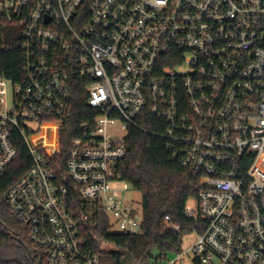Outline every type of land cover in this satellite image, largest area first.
Masks as SVG:
<instances>
[{
    "label": "built area",
    "instance_id": "2783aa9c",
    "mask_svg": "<svg viewBox=\"0 0 264 264\" xmlns=\"http://www.w3.org/2000/svg\"><path fill=\"white\" fill-rule=\"evenodd\" d=\"M10 26L21 32L23 82L9 81L11 105L0 89V177L17 159V131L32 166L6 201L46 264H101L53 167L78 83L94 117L72 142L67 175L84 201L121 234L141 232L116 168L129 128L147 133L141 122L154 121L199 179L197 208L185 207L198 263L264 264V0H0V37ZM44 126L58 128L53 147L32 142Z\"/></svg>",
    "mask_w": 264,
    "mask_h": 264
},
{
    "label": "trees",
    "instance_id": "16d2710c",
    "mask_svg": "<svg viewBox=\"0 0 264 264\" xmlns=\"http://www.w3.org/2000/svg\"><path fill=\"white\" fill-rule=\"evenodd\" d=\"M14 29L10 26L8 33L0 37V47L6 46L0 53V79L16 84L23 82L24 52ZM87 85L78 83L74 90L72 116L61 133L60 154L53 161L59 183L67 187V206L77 223L84 249L98 255L101 264L161 262L170 253L180 252L183 235L192 232L194 222L186 217L185 207L196 197L199 179L171 157L167 141L158 133L154 121L141 122L147 133L130 127L126 138L128 154L118 163L116 175L141 194L142 228L134 235L111 233L106 213L100 206L84 201L67 175L72 142L81 136V125L90 123L94 117L88 105ZM57 129L44 126L32 142L53 147ZM13 144L18 151L17 159L8 174L0 177V264H46L42 253L30 243L27 227L14 220L6 201L9 190L32 166L29 149L17 131ZM170 224L179 226L180 232L171 230ZM196 263L199 264L197 260Z\"/></svg>",
    "mask_w": 264,
    "mask_h": 264
},
{
    "label": "rangeland",
    "instance_id": "374dc122",
    "mask_svg": "<svg viewBox=\"0 0 264 264\" xmlns=\"http://www.w3.org/2000/svg\"><path fill=\"white\" fill-rule=\"evenodd\" d=\"M10 28L5 30V34L8 33ZM15 30V37L17 39L21 38V32L20 29H14ZM6 36V35H5ZM5 89L6 91V96H5V102L8 105H11L14 100V86L11 82L7 81L4 82L3 85L0 82V89ZM116 128V127H115ZM123 134V133H120ZM122 197L125 198L128 201V205L136 209L138 212L139 216L142 214V197L141 194L138 192H135L133 190H130L129 193H123ZM189 205L193 208H197V201L195 199H192L189 202ZM109 217V216H108ZM110 223H111V233L113 234H119L120 231L118 227L116 226L115 221L109 217ZM198 240V235L195 232H190L182 237V244L180 248V252L178 253H170L166 259L162 260V264H166L168 260H174L177 259L179 256V264H197L196 263V255L195 253L191 250V248L195 245V243Z\"/></svg>",
    "mask_w": 264,
    "mask_h": 264
},
{
    "label": "water",
    "instance_id": "95a60500",
    "mask_svg": "<svg viewBox=\"0 0 264 264\" xmlns=\"http://www.w3.org/2000/svg\"><path fill=\"white\" fill-rule=\"evenodd\" d=\"M127 257H128V259H130L129 256H127ZM124 264H126V262H124Z\"/></svg>",
    "mask_w": 264,
    "mask_h": 264
}]
</instances>
